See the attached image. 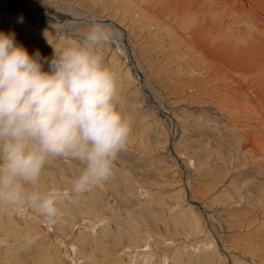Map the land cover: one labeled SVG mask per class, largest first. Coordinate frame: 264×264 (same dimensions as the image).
I'll list each match as a JSON object with an SVG mask.
<instances>
[{
    "label": "rangeland",
    "instance_id": "rangeland-1",
    "mask_svg": "<svg viewBox=\"0 0 264 264\" xmlns=\"http://www.w3.org/2000/svg\"><path fill=\"white\" fill-rule=\"evenodd\" d=\"M131 1L0 0V33L39 53L45 71L54 55L45 32L63 47L82 43L93 23L110 29L113 39L99 52L116 73L118 108L132 122L113 174L87 192L72 191L80 162L47 161L36 187L63 194L54 222L30 207L0 206V264H264V150L257 152L264 143L250 131L263 117L244 119V106L226 100L227 86L211 83V99L189 96L193 69L176 67L186 63L169 52L192 51L189 39L179 35L181 46L175 37L199 15L207 23V15L230 13L221 4L211 10L210 0H199L191 16L179 0ZM151 2L163 12L153 22L142 16H152ZM262 93L254 100L246 93L253 107L264 105Z\"/></svg>",
    "mask_w": 264,
    "mask_h": 264
},
{
    "label": "clouds",
    "instance_id": "clouds-1",
    "mask_svg": "<svg viewBox=\"0 0 264 264\" xmlns=\"http://www.w3.org/2000/svg\"><path fill=\"white\" fill-rule=\"evenodd\" d=\"M44 35L54 48L47 71L39 53L0 33V206L30 207L54 222L63 194L36 187L47 161L80 162L72 191L87 192L113 174L132 122L118 108L116 73L99 52L113 39L110 29L93 23L82 43L63 47Z\"/></svg>",
    "mask_w": 264,
    "mask_h": 264
},
{
    "label": "bare ground",
    "instance_id": "bare-ground-1",
    "mask_svg": "<svg viewBox=\"0 0 264 264\" xmlns=\"http://www.w3.org/2000/svg\"><path fill=\"white\" fill-rule=\"evenodd\" d=\"M135 1H137V2H135L137 7H139V5H141L143 3V0H142V2H140L141 0H135ZM210 1H212V2L214 1L213 4H209V7L211 10H215L216 5L221 4L222 5L221 7H225L227 9V12H224V14L230 13V16L229 15L227 16V14H226V16H227L226 18L224 17V19H220V17H215V16L213 17L210 14V15H207L208 19L206 20L207 21V23H206V22H202V16L199 15L196 20L191 21L189 23L188 27L185 26V27L189 28V30L184 27V29L186 30V34L184 31L183 32L177 31V33H179V34H176V37H175L176 42L178 43V45H181V46L186 45V41L183 40L184 38L186 40L189 39V41L191 42V45L193 44L192 48H191L192 51L189 50V48H185V46L182 47L183 53H185L182 55L180 52H177V50H176V48H178L179 46H176V48L171 49L172 51L169 50V52H172L171 54H173V56H177V58H176L177 60L182 59L186 63V65L184 67L182 65H177L176 67H182V68L187 67L186 69H188V68L193 69V71L190 70V74H193V77L188 75V79L186 80L188 82V87L185 85V87H187L190 90L189 96L194 94V96H197V97H202V96L204 97L205 96V97H209L211 99V98H214V97L210 96V89L213 87L211 85V83L217 84L218 88H219V85H221L222 87L227 86V88H225V89H227L228 93H227V95L224 94V96L226 97V100L228 99V103H230V104H233V103L236 104L237 103V104H240V107L244 106V108L242 109L244 119L246 117L248 119H249V117L257 119L259 117L258 116L259 114H261L263 119H264V105L262 103H259V101H258V105H256V103H257V100H256L255 101L256 106L253 107L254 101L252 102L253 103L252 104L250 101V97L246 95V93H247V94H250L252 97L254 96L253 97V100H254L255 97H256L255 99H259L260 97H262V96H260L261 92L264 93V91H263L264 90V0H210ZM152 2H154V1H152ZM152 2H151V5L147 6L148 7L147 10L151 13L152 16H150L149 14L148 15L144 14L142 12V9L137 10L139 12H142L143 13V14L141 13L142 16L145 17V19L149 22H153V20H154L151 17L158 18L157 16L163 13L161 11H158L157 8L155 9V5H153ZM178 2H179V4L182 3L183 5H185L182 7L187 12V14L190 16L196 15L194 13L198 10V8L201 9V6H202V5L201 6L197 5V3L200 2L199 0H183V1L179 0ZM174 3H175V1H174ZM147 4L148 3H146V5ZM165 4H167V2H165ZM205 4H206V2H205ZM151 7H152V9H151ZM158 8L163 9L164 7L162 6V4H160V6H158ZM152 11L155 13L154 16H153ZM218 11H220V10H218ZM222 11H226V10H222ZM183 12H184L183 10H176L177 15H179V14L181 15ZM210 12L212 14L214 13L212 11H210ZM132 13L135 14V12H132ZM224 14H223V16H224ZM213 15H215V14H213ZM92 17H93V15H92ZM175 21H176V19H175ZM175 23H177V22H175ZM114 25L115 24H113L112 26H114ZM204 25H205V27H204ZM160 28L161 27L159 25V29ZM172 28H174V27L172 26ZM150 29H151V27H150ZM178 30H180V29H178ZM155 32H156V30H155ZM155 32L152 31V34L151 33L150 34L153 35V33L155 34ZM204 34H207V35L209 34L212 38L211 39L212 41L206 42ZM148 35H149V33H148ZM179 35H181V37L183 36L184 38L182 39ZM210 36H209V38H210ZM117 39H119V38H117ZM235 39H237V41ZM207 41H208V39H207ZM162 44H163V42H162ZM208 44H210L212 48ZM128 46H130V45L128 44ZM179 51H181V50H179ZM164 55H165V53H164ZM168 55L169 56L163 57V58L165 60H167L168 58L172 59L173 56L171 57L170 53ZM182 63H183V61H182ZM176 64H178V63H176ZM200 73L202 75H204L203 77H204V79H206L205 82L200 81V79L202 78ZM190 79H193V80L195 79V80L190 81ZM177 81L178 80H176V82ZM183 81H181V82H183ZM191 84H192V86H191ZM202 84L204 85V87L203 86L201 87ZM193 85L198 86V87H194ZM209 87H211V88L208 90ZM205 89H206V91H208V93H205V91H204ZM195 90H197L201 93H205V94H200ZM222 92H224V91H222ZM218 93L221 94V92H218ZM263 93H262V95L264 97ZM215 94H214V96H215ZM222 95H223V93H222ZM258 96H260V97L258 98ZM248 98H249V100H248ZM215 103H217V102H215ZM221 104H223V102ZM216 106L220 107L217 104H216ZM257 109H259V110H257ZM221 110H223V109H221ZM221 110H219V111H221ZM263 119L260 118L257 120V123H255L258 127L255 126V124L253 125L252 123H250L257 128L250 129V127H249L250 131L253 132L254 135L258 136L259 138L261 137L260 140H261L262 144L264 143V120ZM249 122H246V120H245V125H246V123H249ZM253 138H254V136H253ZM256 142H258V141L252 140V144L254 145V148L258 147V143L260 144V142H258V143H256ZM262 144L260 145V147L262 146ZM259 149H260V151H259ZM263 150H264V147L263 148H259V147L257 148V152H259V153L262 152Z\"/></svg>",
    "mask_w": 264,
    "mask_h": 264
}]
</instances>
